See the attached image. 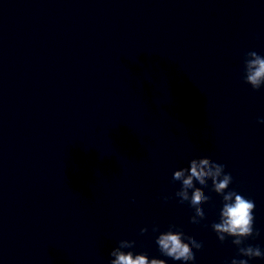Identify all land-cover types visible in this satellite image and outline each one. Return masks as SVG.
Returning <instances> with one entry per match:
<instances>
[{
  "label": "clouds",
  "instance_id": "obj_1",
  "mask_svg": "<svg viewBox=\"0 0 264 264\" xmlns=\"http://www.w3.org/2000/svg\"><path fill=\"white\" fill-rule=\"evenodd\" d=\"M242 79L253 91L264 88V55L254 50L244 54ZM257 123L264 124V118H259ZM209 180L211 191L222 198L218 222H213L211 229L221 244L231 238V243L237 249L236 256L224 264H249L252 259H264V251L258 245L245 244L249 238L254 239L260 235L258 230H254L255 202L230 189L232 175L225 172V165L215 162L209 156L191 159L188 167L175 170L172 175L173 182H180V188L175 193L179 198L178 202H188L194 209L190 222L199 224L206 218L203 205L208 203L211 197L205 193L204 188L208 187ZM197 184L200 187H197ZM163 199L166 202L170 197L164 196ZM147 231V227L141 228L140 234L143 235ZM152 231L158 232L159 226L153 225ZM155 243L162 256L181 261L182 264H194L196 252L203 248L202 242L197 241L195 236L186 234L175 224H170L166 231L159 232ZM134 246V240L118 241V246L109 253L112 257L109 264H166V260L149 258L147 253L124 251Z\"/></svg>",
  "mask_w": 264,
  "mask_h": 264
}]
</instances>
